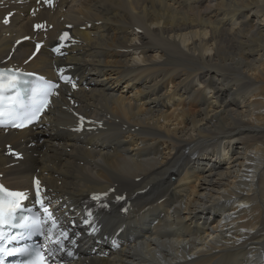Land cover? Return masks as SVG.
Returning a JSON list of instances; mask_svg holds the SVG:
<instances>
[{
  "label": "bare ground",
  "instance_id": "obj_1",
  "mask_svg": "<svg viewBox=\"0 0 264 264\" xmlns=\"http://www.w3.org/2000/svg\"><path fill=\"white\" fill-rule=\"evenodd\" d=\"M33 4L0 8V22L19 11L9 28L0 23V61L32 33ZM68 5L65 20L83 38L80 48L90 51L88 81L100 92L84 105L97 108L118 134L109 146L94 143L92 153L74 146L65 161L61 150L47 148L36 163L63 176L56 192L75 201L114 186L130 196L150 188L136 196L128 217L95 227L94 238L83 242L88 251L72 242L84 260L71 264H264V0ZM47 18L54 44L64 25L48 12L37 20ZM31 48L21 45L14 59L24 61ZM46 58L32 67L42 71ZM51 131L59 136L58 124ZM26 136L0 133V144ZM87 157L91 168L78 167L76 160ZM122 225L134 242L112 259L91 254L106 250L103 233Z\"/></svg>",
  "mask_w": 264,
  "mask_h": 264
},
{
  "label": "snow or ice",
  "instance_id": "obj_2",
  "mask_svg": "<svg viewBox=\"0 0 264 264\" xmlns=\"http://www.w3.org/2000/svg\"><path fill=\"white\" fill-rule=\"evenodd\" d=\"M45 2H49V0H45ZM7 24L9 21L7 18L3 21ZM35 28L39 29L41 25H35ZM67 34H63L61 36V41L65 39ZM70 39V38H69ZM65 45L62 43L60 46L53 49V51L60 53V48ZM40 45H36V52L39 51ZM7 72L9 74L12 73L11 69H8ZM3 77L4 73L0 72V88L3 87ZM61 80L71 84L73 88L76 87L75 83L71 81L70 77H66L61 75ZM15 88V85H13ZM59 87L58 84L55 83H44L45 90L53 89ZM47 95V91H44L40 95H37L34 91L33 98L30 106L27 108L18 111L16 108H11L8 110V121L12 123L13 127L22 128L25 126V121L30 122L35 116H37L41 110V105L39 101ZM18 103V101H17ZM5 116V105L2 102V98H0V127H6L7 122L4 119ZM37 202L40 203L41 208L43 209L44 216L42 218H37L35 216L29 217L26 215H21L20 213L31 211L30 209H25L21 206L20 201L26 199V195L20 192H10L0 186V264H3V260L5 255H20L21 257H25L22 261V264H43V256L40 251L37 250H29L27 248L22 249H14L9 248L5 249V244L10 242L11 240L16 239L17 237L7 235L5 232V227L11 229H19L21 232V236L30 234L33 231L40 229L41 225H48L47 228V236L49 241L55 245L52 249H47L46 252L48 255H55L57 251H63V240L69 239L68 232L59 227V222L56 221L53 214L48 212V207L43 203V200L40 198V189L39 182L37 181ZM102 196H106L107 193L101 194ZM47 199V197H45ZM93 200H96L100 203H103L100 199V196L93 195ZM117 199H121V197H117ZM106 206V205H105ZM88 217H91L92 213L89 212ZM49 221L51 222L49 224ZM85 223L91 224L90 220H86ZM95 231V228H93ZM71 242V241H70ZM67 255L71 256L72 253L68 252Z\"/></svg>",
  "mask_w": 264,
  "mask_h": 264
},
{
  "label": "rangeland",
  "instance_id": "obj_3",
  "mask_svg": "<svg viewBox=\"0 0 264 264\" xmlns=\"http://www.w3.org/2000/svg\"><path fill=\"white\" fill-rule=\"evenodd\" d=\"M88 82H90V81H88Z\"/></svg>",
  "mask_w": 264,
  "mask_h": 264
}]
</instances>
